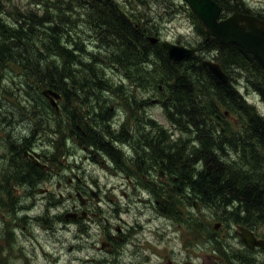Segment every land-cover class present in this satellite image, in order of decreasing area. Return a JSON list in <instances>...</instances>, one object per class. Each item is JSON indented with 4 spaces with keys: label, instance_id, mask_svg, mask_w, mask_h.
<instances>
[{
    "label": "rangeland",
    "instance_id": "obj_1",
    "mask_svg": "<svg viewBox=\"0 0 264 264\" xmlns=\"http://www.w3.org/2000/svg\"><path fill=\"white\" fill-rule=\"evenodd\" d=\"M115 3L132 25L148 22L149 36L187 47L210 46L204 26L199 25L184 0H115ZM230 4L232 9L226 16L232 15L237 7L264 16V0H238L236 8L235 3ZM51 10L54 18L59 16L55 6ZM29 11L43 15L45 8L42 4L35 5L34 0H3L0 27L4 34L11 35L18 28L21 13ZM98 11L99 14L92 12L85 5L67 15L74 18L73 23L62 22L59 34L64 33V46L73 48L79 43L83 48L73 56L76 60L70 61L74 62L73 73L67 83L71 85L87 77L92 87L85 86L83 91L74 89L67 97L59 90L63 95L60 111L51 110L42 95L49 88L47 80L52 78L43 80L33 74L49 70L45 64L51 68L58 66L57 71L61 72L66 59L54 53V57L44 61L30 49L22 52L13 48L16 58L20 60L22 55L24 60L12 62L5 54L10 51L5 46L10 38H0V51L5 52L4 60L0 54V264H264V250L249 251L237 234L238 227L244 226L264 239L262 226L237 223L232 219L237 204L226 208L213 205L215 200L208 194L202 198L184 186L180 171L171 172L172 162L179 158L186 162L188 155L201 147V142L189 120H184L187 125L184 129L166 114L169 97L166 83L154 80L162 76L161 65L167 54H152L143 64L135 63L136 56L129 55L130 62L124 68L117 60L124 58L125 48L132 42L128 37L101 30L100 18L108 8ZM34 35L32 43L41 40L44 29H38ZM200 55L203 60L219 62L215 60L216 51L204 49ZM134 68L141 72L139 79L143 78L145 85L134 75ZM228 74L230 85L264 116V102L255 88L262 85L261 75L254 67H232ZM98 75L108 81L107 91L96 87ZM209 84V80L199 83L196 89L211 88ZM161 86L163 92L159 90ZM89 94L92 99L86 98ZM206 100L201 97L203 103ZM42 104L47 115L42 113ZM219 108L225 132L240 133L241 125L247 124L241 113H230L221 104ZM210 118L207 122L214 126V136L219 137L221 128L217 120ZM38 128L39 132H33ZM82 129L87 135L81 133ZM121 135L127 136L125 142L119 139ZM94 138L109 144L107 149L121 152L123 160L119 163L112 160L105 150L95 146ZM27 140L34 149L49 154L48 165L53 170L49 174L25 164L17 151L12 150ZM91 146L100 152L98 160L92 156L93 151L85 152L84 148ZM223 149L222 153L217 151L222 162L243 165L238 145L224 143ZM199 154V158L204 155ZM191 158L197 160L196 155ZM176 168L181 166L176 163ZM187 168L197 181V175L205 171V163L197 161L187 164ZM160 169L165 171L164 178L159 175ZM26 171L31 173L30 178H26ZM75 175L82 182L98 185L102 197L100 217H106L110 225L100 219L89 223L64 219L75 202L71 197L75 199V186L68 184ZM191 175L188 173L189 180H193ZM44 190L49 191L41 193ZM240 213L246 216L244 210ZM118 226L124 236L134 227L130 233L134 237L127 243L115 242L103 249L106 235H116Z\"/></svg>",
    "mask_w": 264,
    "mask_h": 264
},
{
    "label": "trees",
    "instance_id": "obj_2",
    "mask_svg": "<svg viewBox=\"0 0 264 264\" xmlns=\"http://www.w3.org/2000/svg\"><path fill=\"white\" fill-rule=\"evenodd\" d=\"M216 1L224 8L225 15L232 9L228 0ZM34 2L35 5L42 4L45 8V13L43 15H39L38 12L34 11L21 13L20 18L17 19V24H19L18 28L13 30L11 35H5L3 28L0 27V38H10L5 46L11 51L5 53L4 49H1L0 54L5 53L12 62H22L24 57L19 55L21 59H17V55L13 54L11 49L15 48L22 52H25V49H27V51L30 49L39 59L44 61L54 57V53H57L62 59H66L64 66L61 68V72L57 71L58 66H53V68H51L45 64L46 66L44 67L49 68V70L46 69V72L43 74L40 73V70L33 74L35 76H33L34 78L42 77L43 80L52 78L50 81L47 80V82H49V89L59 93L62 99L63 95L59 90L67 97L72 91H76L74 89L79 88L80 91H83L85 90V86L88 88L92 87V81L88 80L87 77L76 80L71 85L67 83L68 79H71L70 74L73 73L74 62L71 63L70 61L71 59L75 61V54L82 51L83 48H81L82 46L79 43L76 44L75 42L73 48L65 47V43L63 42L64 37L62 36L64 33L62 32L59 34L63 28L62 22H74V18L71 19V17L67 15L76 12L79 7L88 5L90 10L97 14H99L97 10L102 7L108 8V12L100 18L101 23L99 26L101 30L107 29L108 34L110 33L122 38L128 37L132 42L127 44L125 48L127 54L124 58L120 57V59L117 60L124 68L126 62H130V60H127L129 55L131 57L136 56L138 61L135 63L143 64L151 58L152 54L158 55L159 53H164V50L160 46L153 45L148 40V36L150 35L148 22H145L143 25H132L131 19L127 18L117 8L115 0H34ZM2 5L3 0H0V13ZM233 5L236 8L237 3ZM54 6L59 15L55 18L51 10ZM237 10L238 7L236 8V11ZM244 12L251 13L249 11ZM53 22L55 24L58 23V25H52ZM0 23H2L1 20ZM198 23L202 26L201 22L198 21ZM1 25H3V23ZM38 29H40V31L44 29V36L41 40L32 43L31 37L35 38L34 34ZM208 40L210 46L204 44L203 47H200V53L203 52L204 49L216 51L217 59L215 60L219 61L218 64H220L226 73H228V69L232 67H254V71L261 75L259 83L262 84L260 86H255V88L261 94L262 101L264 102V70L252 59V56L246 54L237 45L218 46L214 43L212 38L209 37ZM39 44L42 45L41 48L37 46ZM1 57L4 60L3 54ZM136 68H134V75L138 77L140 84L145 85L146 82H143V78L139 79L142 75L141 72ZM161 69L162 76L154 81L162 80L166 83L165 88L168 90L167 93H169V97L165 104L166 114L173 123L178 124L184 129L187 126L184 120H189L188 122L196 129V134H198V139L201 142V147L189 154L186 162H183V158H179L178 161H173L172 164L175 165L177 163L179 166H186L187 162L188 164H194L197 161L205 163V171L203 170L204 172L200 173V175L198 174L196 178L197 181L193 182L194 188H192L195 192L199 193L202 198H205V195L208 194L211 199L213 198L215 200L213 205H218L223 208L229 207L232 204H237L238 208L235 209L233 213L231 212L235 216L233 219L234 221L240 224H249L252 227L260 225L264 228V117L258 113L254 106L248 105L240 94L233 99L232 87L230 84L224 85L216 80L209 73L207 67L203 65V57L200 54L182 62H173L169 60L167 56L166 62L164 61V64L161 65ZM131 71L132 70L128 71L129 73L127 72L128 75H131ZM97 78L96 87L98 90L107 91L109 89L108 81L103 76L98 75ZM207 80L210 82L208 86L214 89L212 90L208 87L203 91H197L196 85L199 83L203 84ZM88 90L89 89H86V91ZM210 90H212V92H210ZM21 91L22 90H20V92ZM86 96V98L91 97L89 99H92V95L89 94ZM202 96L207 98L205 103L201 101ZM169 98L170 102L168 101ZM69 101L70 99L68 98V102ZM219 104L226 107L227 111L230 113L240 112L243 119L247 121L245 129H241L240 133L234 135L225 132L220 133L219 137H215V128L214 126L212 127L207 120L216 113H220ZM47 106L51 110H55L49 102ZM41 107L42 113L47 115L48 111L45 105L42 104ZM105 110L107 113L106 108ZM73 114L75 117H78L74 112ZM101 115L104 116L103 114ZM204 123L205 125L208 123L209 127H206ZM232 140H236L237 145L241 147L242 156L240 158V163L243 164L242 166L240 164H235L237 162L230 164L222 162L217 154V151H220V153H222L221 151L224 152V143L227 145L233 144ZM233 146L236 145L233 144ZM243 146L247 152L243 150ZM199 153L204 155L199 158ZM194 155L197 157L195 161L191 158ZM200 182L201 185L199 184ZM243 210L246 216L240 213V211Z\"/></svg>",
    "mask_w": 264,
    "mask_h": 264
},
{
    "label": "water",
    "instance_id": "obj_3",
    "mask_svg": "<svg viewBox=\"0 0 264 264\" xmlns=\"http://www.w3.org/2000/svg\"><path fill=\"white\" fill-rule=\"evenodd\" d=\"M185 2L203 23L207 35L213 38L215 44L238 45L246 53L252 55L254 60L264 69V21L240 13L221 19L223 8L215 0H185ZM150 40L153 43L158 42L156 38H150ZM162 46L170 59L176 62L190 58L198 51L197 48L189 49L168 41L163 42ZM204 65L221 83L227 84L229 82L228 75L219 64L213 61H204ZM43 95L58 109L57 100L60 98L58 93L47 89L43 91ZM160 175L163 176V173L160 172ZM70 218L71 214L66 215V219ZM240 231V237L248 249L255 250L259 247L264 250V240H257L254 233L247 229L241 228Z\"/></svg>",
    "mask_w": 264,
    "mask_h": 264
},
{
    "label": "flooded vegetation",
    "instance_id": "obj_4",
    "mask_svg": "<svg viewBox=\"0 0 264 264\" xmlns=\"http://www.w3.org/2000/svg\"><path fill=\"white\" fill-rule=\"evenodd\" d=\"M254 15L256 17H258L259 19L260 18L264 19L263 15L261 17L257 16V15H260V14H257V13H254ZM156 45L157 46L158 45L161 46L160 40L158 41V43H156ZM178 45H181V44H178ZM194 47H199V46H194ZM230 86L232 87V98L235 99L237 97V95L239 96L240 93L235 87H233L232 85H230ZM160 91L163 92V89H161ZM155 101L157 102V100H155ZM168 101L170 102L169 99H168ZM262 117H264V116H262ZM213 120H217V124H218V127L221 128V132L225 133L226 129L222 127V123H221L223 121V118L218 114V115L215 116V118H212V117L210 118V121H213ZM65 121H66V123H69L72 120H65ZM237 121H238L237 119L234 120V123L237 124ZM78 129H80V128L78 127ZM241 129L244 130L245 126L241 125L240 130ZM13 131H17V130H13ZM39 131H40V129L38 128L37 130H35L33 132H39ZM85 131L86 130L82 129L81 133H83L85 135L86 134ZM73 132H75L74 129H73ZM122 136H124V135H121L119 139H121L123 142H125V140H127L126 139L127 136L126 135L124 137H122ZM94 141H96L95 138H94ZM232 141H233L234 145H237L236 140H232ZM92 144L95 145L94 143H92ZM107 145H109V144H105L103 142V140H97L95 146L96 147L99 146L102 150H105L107 152V155L112 160H114L115 162L119 163V160L122 161L123 160V154L121 152H119V151L107 149ZM93 147L94 146H91V148L85 147L84 150H85V152H88V153L93 151L92 152V154H93L92 156L93 157L97 156L96 158L98 160L99 157H100L99 156L100 152L97 151V150H92ZM22 148H24V149H22ZM240 149H241V147H240ZM12 150L13 151H17V156L21 157L22 161L25 164L29 163L31 167L38 168V169L42 170L43 172H46L47 174H49V172L52 170L49 167V165H48V163L51 161L49 154L45 153V151H41L39 149H34V146L28 140L25 142V144L22 143L21 145L18 146V148L14 147ZM243 150L245 151L244 146H243ZM245 152H247V151H245ZM248 152H250V151H248ZM121 157H122V160H121ZM171 165H173V164H171ZM174 166L175 165H173V167L170 168L171 172L175 174L177 171H180L182 176H183L182 179H183V182H184V186L186 188H191L195 192V190L193 189L194 188L193 182H195V181H194V178L191 175L190 171L188 170L187 165L186 166H181L180 169L176 168L175 171H174ZM160 172L163 173V176L160 175ZM188 173L192 176L193 180H189L188 179ZM29 174H31V173L27 172V174L25 175L26 178H30V177H28V176H30ZM159 175H160L161 178H164L165 171L160 169L159 170ZM186 179L189 180V181H186ZM75 181H76V183H75ZM68 184L70 186H73V185L75 186V189H74V191H75V199H74L73 196L70 195L75 202L72 204V207H71L70 211L64 214L65 215L64 219L67 222H74V223L88 222L89 223V222H91V221H93L95 219H100V220H104V222L107 225H110V223H109V221L107 220L106 217H103V218L100 217L101 216V211L99 210V208H100V205H101L102 197L100 196V191H99L98 185H94L93 186V185L88 184L86 182H82V179L78 175H75L74 179H69L68 180ZM57 186L60 188L61 187V183L59 182L57 184ZM48 191L49 190H44V191H41V193L46 194V193H48ZM163 201H166V200L163 199ZM194 205L196 206L197 204L195 203ZM68 214H71V218L70 219H66V215H68ZM235 215L239 216L238 214H235ZM234 218H235V216L232 214V219H234ZM30 222L34 223V222H36V220H34V221L31 220ZM240 227L241 226H239L238 229H240ZM215 228H217V227H215ZM132 230H134V227H131V229H130V231H129L127 236H124L122 227L118 226L116 235H114V234L106 235L107 241L103 242L102 248L105 249V248L112 247L115 244V242L127 243L128 241H130L131 236L134 237V235H135V234H133V235L130 234ZM238 231H237V234L240 237V233ZM240 239H241V237H240ZM241 241H242V239H241ZM242 243H243V241H242ZM245 248H247V247H245ZM255 250H257V249H255ZM255 250H253L251 252H254Z\"/></svg>",
    "mask_w": 264,
    "mask_h": 264
},
{
    "label": "bare ground",
    "instance_id": "obj_5",
    "mask_svg": "<svg viewBox=\"0 0 264 264\" xmlns=\"http://www.w3.org/2000/svg\"><path fill=\"white\" fill-rule=\"evenodd\" d=\"M261 17V16H260ZM13 90V89H12ZM55 92V91H54ZM57 93V92H56ZM59 94V93H58ZM60 95V94H59ZM60 100H62V96L60 95V98H59ZM169 100H170V98H169ZM33 105V104H32ZM1 116V115H0ZM11 132V131H10ZM87 151V150H86ZM89 151V150H88ZM178 152V151H177ZM185 156V155H184ZM121 160H122V157H121ZM168 162V161H167ZM188 164V163H187ZM217 165V164H216ZM253 177V176H252ZM260 179V178H259ZM240 180V179H239ZM260 184V183H259ZM199 200V199H198ZM139 201V200H138ZM206 208V207H205ZM228 218V217H227ZM235 224V223H234ZM207 231V230H206ZM226 236V235H225ZM228 242V241H227ZM232 245H234V244H232ZM231 246V245H230ZM227 247V246H226ZM237 249V248H236ZM249 256V255H248ZM261 257V256H260ZM229 258V257H228ZM249 260V259H248ZM258 263V262H257Z\"/></svg>",
    "mask_w": 264,
    "mask_h": 264
}]
</instances>
